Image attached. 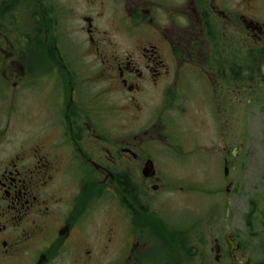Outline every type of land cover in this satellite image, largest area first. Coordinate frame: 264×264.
I'll return each instance as SVG.
<instances>
[{
	"label": "flooded vegetation",
	"instance_id": "af4514ba",
	"mask_svg": "<svg viewBox=\"0 0 264 264\" xmlns=\"http://www.w3.org/2000/svg\"><path fill=\"white\" fill-rule=\"evenodd\" d=\"M262 106L264 0H0V264H264L177 177Z\"/></svg>",
	"mask_w": 264,
	"mask_h": 264
},
{
	"label": "rangeland",
	"instance_id": "374dc122",
	"mask_svg": "<svg viewBox=\"0 0 264 264\" xmlns=\"http://www.w3.org/2000/svg\"><path fill=\"white\" fill-rule=\"evenodd\" d=\"M239 115V154L229 160V176L225 177L224 167L220 169L207 161L206 166L199 162L189 164L186 173L177 177L185 188L191 186L193 190L186 198L191 201L190 215L200 217L217 210L223 217L224 231L264 233V106L240 111ZM247 221L254 222V227L251 224L247 229L244 225ZM255 241V247L263 246L264 235Z\"/></svg>",
	"mask_w": 264,
	"mask_h": 264
},
{
	"label": "water",
	"instance_id": "95a60500",
	"mask_svg": "<svg viewBox=\"0 0 264 264\" xmlns=\"http://www.w3.org/2000/svg\"><path fill=\"white\" fill-rule=\"evenodd\" d=\"M228 190V192H229V189H227Z\"/></svg>",
	"mask_w": 264,
	"mask_h": 264
}]
</instances>
